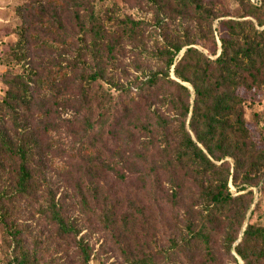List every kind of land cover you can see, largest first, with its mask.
<instances>
[{
  "label": "trees",
  "instance_id": "trees-1",
  "mask_svg": "<svg viewBox=\"0 0 264 264\" xmlns=\"http://www.w3.org/2000/svg\"><path fill=\"white\" fill-rule=\"evenodd\" d=\"M56 1L71 15L66 22L56 12L46 15L42 6L37 13L41 25L56 31L68 47L70 57L56 74L74 90L62 102L72 111L73 121L65 126L70 139L50 137L59 125L47 107L33 100L29 80L22 75L5 79L0 121L7 120L9 131H0V161L15 166L17 192L30 196L44 187L56 237L72 234L68 210L54 200L47 180L58 158L63 161L59 173L74 182L84 204L88 196L97 206L104 227L129 226L123 244L117 242L129 264H226L217 252L219 239L230 262H237L233 249L242 264H264V226L253 219L257 205L242 227L253 201L252 190H245L257 184L255 176L264 169V145L246 118L248 95L264 87V20L256 18L261 29L250 20L232 19L213 28L215 18L203 0H128L191 22L195 33L213 45L211 54L217 41L220 53L214 59L204 54L189 30L179 43L172 40L157 52V69L116 83L109 73L116 47L108 21L116 20L119 37L133 39L140 36L139 20L124 12L101 16L105 0ZM239 3L245 12L258 9L250 0ZM67 25L75 31L65 33ZM127 163L148 181L151 195L161 194L179 227L159 251L147 248L152 206L133 192L106 185L109 175L118 176L117 167ZM229 181L245 192L230 193ZM9 215L7 191L0 189V227L14 243L6 264H47L24 246Z\"/></svg>",
  "mask_w": 264,
  "mask_h": 264
},
{
  "label": "rangeland",
  "instance_id": "rangeland-1",
  "mask_svg": "<svg viewBox=\"0 0 264 264\" xmlns=\"http://www.w3.org/2000/svg\"><path fill=\"white\" fill-rule=\"evenodd\" d=\"M262 1L250 0L258 9L247 7L246 11L250 12L249 14L245 12L239 0H203V3L212 11L215 18L212 22L213 28L217 27L220 20L232 19L250 20L257 29H261L262 27L256 25V18L264 20V3L260 6ZM56 2V0H0V92L4 90L5 79L22 75L24 80H29V93L33 100L47 107L54 125H59L58 131L50 132V137L54 140L61 138L63 142L69 138L65 126L67 127L73 120L70 105L62 102L67 97L71 98L74 90L71 89L69 81H59L56 72L64 66L70 55L68 47L61 44L63 38L57 37L56 31L51 32L50 28L43 27L37 13V8L42 6L46 10V15L56 12L57 16L63 19L62 23L66 22L71 15H67V10ZM135 4V1L128 0H105V4L100 7V15L103 17H113L114 12L117 14L124 12L131 19L140 22V36L124 39L119 37L116 20L108 21L106 30L110 32V38L116 47L114 59L109 66L110 77L114 82L126 83L135 75H146L157 69L159 65L157 52L167 47L172 40L179 43L189 30L191 31L189 38L198 43L193 45L204 54L214 59L220 53V43L217 41L216 53L211 54L214 50L213 45L201 37L200 31L195 33L191 22L166 17L162 12L147 11L146 7ZM28 28L30 30H27ZM74 31L72 25L64 27L67 34ZM181 55L182 51L179 57ZM170 77L173 78L172 71ZM186 86L193 93L192 87L189 84ZM246 118L254 138L264 145V87L259 93L248 95ZM4 130L9 131L6 119L3 124L0 121V131ZM227 160L232 167L233 160L231 158ZM62 164L63 161L58 158L52 160L47 180L54 200H58L69 213L73 233L64 240L56 237L50 223V204L44 194V187L37 189L30 196L17 192L14 186L15 166L0 161V189L7 191L10 220L18 229L24 246L36 252L47 264H129L117 243L119 241L123 244L121 238L129 226L122 228L118 225L115 229L104 227V222L97 217V206L90 203L88 196L87 204H84L80 195H76L74 182L69 181L64 173H59ZM117 168L119 175L110 174L106 185L114 184L120 191L133 192L144 205L152 206L147 221V248L152 252L159 251L165 246L170 234L179 229L176 220L162 204L161 194L151 195L148 181L142 180L140 175H134L129 163ZM134 171H137V166L134 167ZM124 174L127 178L122 180L121 176L124 177ZM255 180L257 184L245 190H252L253 201L247 210L242 227L256 205L253 219L264 226V169L258 170ZM228 188L233 195L245 192L239 191L230 181ZM13 246L14 243H11L10 238L0 227V264L7 263ZM217 252L222 254L226 264H242L233 249L230 253L236 257L237 262H230L232 259H228L220 239L217 241Z\"/></svg>",
  "mask_w": 264,
  "mask_h": 264
},
{
  "label": "water",
  "instance_id": "water-1",
  "mask_svg": "<svg viewBox=\"0 0 264 264\" xmlns=\"http://www.w3.org/2000/svg\"><path fill=\"white\" fill-rule=\"evenodd\" d=\"M245 227V226H244ZM240 238L235 242V245L239 242Z\"/></svg>",
  "mask_w": 264,
  "mask_h": 264
}]
</instances>
